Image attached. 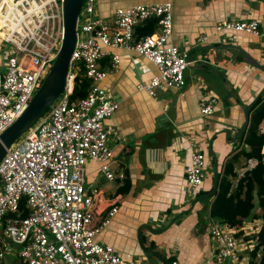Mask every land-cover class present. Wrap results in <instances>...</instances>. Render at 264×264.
<instances>
[{"label":"built area","instance_id":"built-area-1","mask_svg":"<svg viewBox=\"0 0 264 264\" xmlns=\"http://www.w3.org/2000/svg\"><path fill=\"white\" fill-rule=\"evenodd\" d=\"M95 5L96 0L82 2L63 92L0 161V264L10 257H16L17 264H147L145 257H121L112 245L96 239L118 211L113 204L95 221L101 192L85 185L88 160L98 164L107 180L116 177L104 120L117 110L120 99L102 81L118 69L119 56L111 55L107 69L100 60L107 48L145 58L157 73L137 82L135 89L152 95L157 89L182 88L190 58L187 50L170 42L171 1L118 7L108 17L95 15ZM151 18L157 19L155 31L137 36L135 27ZM212 33L230 42L240 33L264 39V25L258 19L225 20L217 22ZM62 35V0H0V134L40 87ZM207 39L202 34L197 41ZM79 75L88 78L90 86L84 97L71 101ZM217 103L215 97L200 99L201 115L213 114ZM259 131L264 134V119ZM256 164L257 159H247L243 171ZM205 169V154L192 146L184 169L187 187H200ZM22 199L28 209L25 217L19 208ZM262 227V219L232 227L211 219L212 254L196 264L247 263L257 243L250 236Z\"/></svg>","mask_w":264,"mask_h":264},{"label":"crops","instance_id":"crops-1","mask_svg":"<svg viewBox=\"0 0 264 264\" xmlns=\"http://www.w3.org/2000/svg\"><path fill=\"white\" fill-rule=\"evenodd\" d=\"M164 1L172 2L170 42L189 54L185 85L157 89L152 95L136 91V83L148 81L157 68L135 52L107 48L100 60L102 68H108L112 54L119 56L118 69L108 72L102 81L120 99L117 110L104 120L116 177L107 180L98 164L88 160L85 185L101 192L95 221L111 205L118 209L109 225L96 235L98 241L112 245L121 257H145L147 264H159L142 252L140 238L165 261L170 258L168 264H196L211 256L213 242L209 206L195 193L210 187V177L215 175L212 159L222 167L233 153L249 149L238 138L248 128L252 103L264 91V70L245 63L242 53L232 47L239 46L264 66V39L240 33L236 42H230L225 36L214 35L213 28L225 20L258 19L264 25V2L96 0L95 15L108 17L118 7ZM202 34L208 39L199 43L197 38ZM207 97H215L218 103L213 114L204 116L199 101ZM247 105L248 125L233 140L244 123ZM192 146L206 156V175L197 188L187 187L184 176ZM209 150L213 152L211 158ZM246 161L240 156L234 164L237 178L245 173ZM251 219L260 218H243L242 223ZM13 259L8 258L4 264H13Z\"/></svg>","mask_w":264,"mask_h":264},{"label":"trees","instance_id":"trees-1","mask_svg":"<svg viewBox=\"0 0 264 264\" xmlns=\"http://www.w3.org/2000/svg\"><path fill=\"white\" fill-rule=\"evenodd\" d=\"M156 22V18L146 20L136 28L137 36L153 33ZM89 86L90 80L79 75L70 100L74 101L84 97ZM48 110L49 108L46 111ZM251 110L248 128L238 138L248 144L249 149H243V153H233L222 167H220L221 163L212 159V164H215L217 172L210 177L211 185L208 189H199L195 193L198 200H202L209 206V215L212 219L222 221L231 227L240 225L243 218H260L264 222V134L259 133V124L264 119V91L252 103ZM240 156L246 160L255 158L257 164L237 178L234 164ZM214 184L217 186L216 193L203 200L202 197L212 190ZM19 208L22 210V217L27 216L28 209L24 199L20 201ZM250 238H257V243L249 251L248 263L264 264V227L258 233L251 235ZM12 261L13 264L19 262L16 257ZM166 262L170 263L171 259L167 258Z\"/></svg>","mask_w":264,"mask_h":264},{"label":"water","instance_id":"water-1","mask_svg":"<svg viewBox=\"0 0 264 264\" xmlns=\"http://www.w3.org/2000/svg\"><path fill=\"white\" fill-rule=\"evenodd\" d=\"M264 2V0H258ZM83 0H62L63 7V35L61 44L57 52L56 58L43 79L40 87L33 95L26 109L21 115L0 134V161L6 154L7 150L12 144L28 131L40 118V116L51 106L56 98L63 92L65 84V76L69 67L71 54L76 42V25L78 15L81 10ZM240 51L243 55L242 60L245 63L252 65L255 68L264 70L259 62H257L251 55L242 50L239 46H232ZM250 105L244 107L245 120L240 126L237 133L233 135V140L239 136L248 125V109ZM213 156L212 151H208V158ZM214 173L216 174V167L214 165ZM217 190L216 184L213 185L212 190L202 197L206 199L212 197ZM139 244L142 252L146 256L154 257L159 264H168L163 257L149 246H144L139 238Z\"/></svg>","mask_w":264,"mask_h":264},{"label":"rangeland","instance_id":"rangeland-1","mask_svg":"<svg viewBox=\"0 0 264 264\" xmlns=\"http://www.w3.org/2000/svg\"><path fill=\"white\" fill-rule=\"evenodd\" d=\"M255 202H256V198H255Z\"/></svg>","mask_w":264,"mask_h":264}]
</instances>
